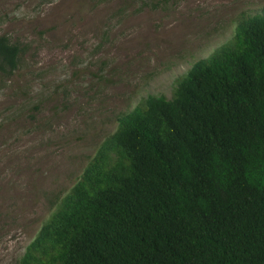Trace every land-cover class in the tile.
<instances>
[{
	"label": "trees",
	"instance_id": "obj_1",
	"mask_svg": "<svg viewBox=\"0 0 264 264\" xmlns=\"http://www.w3.org/2000/svg\"><path fill=\"white\" fill-rule=\"evenodd\" d=\"M116 121L17 264H264V13Z\"/></svg>",
	"mask_w": 264,
	"mask_h": 264
},
{
	"label": "rangeland",
	"instance_id": "obj_2",
	"mask_svg": "<svg viewBox=\"0 0 264 264\" xmlns=\"http://www.w3.org/2000/svg\"><path fill=\"white\" fill-rule=\"evenodd\" d=\"M264 0H0V264L24 247L116 118L178 79Z\"/></svg>",
	"mask_w": 264,
	"mask_h": 264
}]
</instances>
